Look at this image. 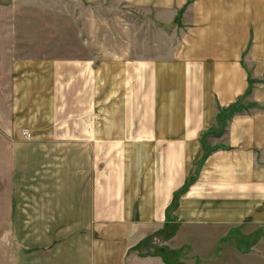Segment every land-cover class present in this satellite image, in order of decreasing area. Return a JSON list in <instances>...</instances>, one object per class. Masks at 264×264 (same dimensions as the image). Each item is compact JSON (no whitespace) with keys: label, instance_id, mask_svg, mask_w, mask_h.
<instances>
[{"label":"crops","instance_id":"0c3cea01","mask_svg":"<svg viewBox=\"0 0 264 264\" xmlns=\"http://www.w3.org/2000/svg\"><path fill=\"white\" fill-rule=\"evenodd\" d=\"M153 1L152 24L161 26L173 22L188 0H166V5ZM191 1L181 15L184 30L177 41H159L163 49L144 61L118 57L112 67H106L112 70L106 86L118 85L121 94L130 84L124 101L113 103L118 110H112L110 123L105 125L101 118L92 127L96 137L105 133L112 137L105 142L113 145V167L96 172L92 184L74 183L73 178L59 183L47 179L87 176V169L77 174L72 169L43 168L35 171L34 177H41L33 178L31 184L23 170V183L17 178L12 191L8 185L9 195L0 197V208L7 209L0 217L6 220L0 233L5 240L0 247L2 264H170L166 253L179 251L183 252L180 264H222L213 256L233 245L232 229L264 226V0ZM8 5V0H0V18L10 9ZM6 40L0 38V81L9 79L11 87L0 93L8 95L7 112L17 117L27 110L22 100L30 90L35 94L36 89L39 96L40 81L30 85L27 76L31 73L35 81L40 74L38 69H21L9 76L10 69L5 67L36 62L14 57ZM63 66V73H58L56 63L52 70L56 81L64 76L63 94L74 90L73 81L79 78L80 95L85 98L81 104H94L97 113H104L99 101L107 88L90 85L88 65L65 62ZM55 83L54 90H59ZM20 87L22 103L17 96ZM245 99L262 109L232 116L223 133L200 141V133L216 126L218 106ZM39 104L37 99V113ZM117 116L121 117L118 122ZM83 123L80 119L72 129L79 130L78 135L55 131L52 139L92 142ZM4 144L14 164V152L7 141ZM120 144L127 145V164L116 159L120 149L115 146ZM20 155L17 152L15 168L5 175L10 176L8 180L19 169ZM0 172L3 176L4 171ZM184 185H188L186 191L175 195ZM169 208L173 216H167ZM168 221L176 230L169 240L153 239L151 244L159 242L157 254L146 238L168 227ZM187 225L203 226L206 231L186 234ZM218 229L221 232H209ZM253 231L243 234V239L252 240ZM149 247L150 251L142 250ZM248 247L252 252L241 251V256L263 254L264 236ZM185 256L190 259L186 261Z\"/></svg>","mask_w":264,"mask_h":264},{"label":"rangeland","instance_id":"374dc122","mask_svg":"<svg viewBox=\"0 0 264 264\" xmlns=\"http://www.w3.org/2000/svg\"><path fill=\"white\" fill-rule=\"evenodd\" d=\"M152 2L155 1L8 0L10 9L3 12L0 18V29L1 27L3 29V32H0V38L3 40L7 39L9 53L14 57L18 56L19 59L22 57L25 61L32 60L36 63L30 62L22 65H13V68H5L10 69L9 76L17 71L20 72L21 69H24L23 72H32V70L38 69L40 79L37 80L35 76V81H33L32 75L29 73L30 75L27 76L29 80L27 79L26 81H29L30 85L36 83V86L38 85V81H40V91L38 96L36 89L34 90L35 94L30 90L27 99L23 98L22 101L27 110L19 112L20 117L13 116V113L7 112L8 105L5 104L9 102V97L6 94L2 95L0 93V109H2L0 110V120L2 121L1 116L4 118L2 121L4 125L0 127V137H8V140H0V171H4L3 176L0 174V197H7L9 195L7 191L8 185L11 187V191L15 190L17 178L20 182L24 180L20 176L23 170L29 174H26L25 177V180L29 184L32 183L33 178L39 179L41 177L36 176V174V177H34V173L38 169H72L75 173L78 172L77 174H82L88 170L87 176L73 175L70 177L58 175L46 178L57 183L64 182L63 180L69 182V179L73 178L74 183L92 184L96 172L113 167V145L105 142L112 137H109L110 135L108 136L107 133L96 137L92 133V127L93 123H96L99 119L101 120V118L104 119L105 125L110 123L114 118L112 110H118L113 107V103L118 104L124 101L126 89L130 87V84L121 89V94L119 93L118 85L112 87L109 86L110 83L106 86L105 82L112 79V70L108 68L106 70V67H112L114 59L116 60L118 57L124 60L144 61L146 56L149 57L151 54L160 52L163 49L159 41H177L182 36L184 30V26L180 21L181 15L192 1H186L184 6L178 10L173 22L168 24L160 23L163 27L152 24L151 12L154 11V6L151 5L153 4ZM160 3H165L166 5L167 1L160 0ZM37 61L40 62L39 68ZM65 62H77L88 65L89 79L87 80L90 82V85L93 88L106 86L105 95L99 101V110H102L104 107L106 110L104 113L100 111L97 113L94 104H90L87 106L88 108L86 105L81 104L85 98L80 95L81 85L79 78L73 81L74 90L69 91L66 95L63 94L64 90L61 84L65 83L64 76L62 75V79L59 78L56 81L55 77L52 76V70L53 63H56L58 73H63L65 71L63 66ZM122 79L124 80L125 77L123 76ZM54 82H56L55 85L59 86V90L58 87L54 90ZM9 83V79L0 81V89L8 90L11 87ZM21 87L18 89L17 94L20 97L19 103H22ZM251 87L252 84H249V89ZM56 91H58L57 96H55ZM114 93L115 96H113ZM37 99L40 102L38 113ZM253 104L255 103L245 99L238 101V105L231 109H228L229 107L221 108L218 106L216 116L214 117L216 126L214 125L210 129L211 133L209 130L200 133V141L213 134L223 133L225 123L229 120L230 115L243 114L244 112L260 108V106L254 107ZM117 115L119 116V113ZM120 118L117 119V122ZM80 119L88 127V131L85 133L92 142L88 144L61 143L52 139V136L57 134L55 131L60 132L59 134L71 135L72 132V136L78 135L79 130L73 131L72 129H75L73 128L75 127L74 125L80 122ZM22 129H28L33 139L29 141L22 140L19 137V130ZM120 135H123V133ZM6 141L9 149L14 152V164L16 163L17 152L23 154L22 156L20 155L23 160L20 163L19 169H14L12 180H8L10 176L9 178L5 176L7 172L11 173L13 168H15L13 161L9 162L7 158V148L6 144H4ZM206 143L208 145V139ZM126 146V144L115 146L117 149H120L119 152H116V159H119L120 164H127L128 155L125 150ZM81 169L83 171L80 172ZM17 171L19 173L18 177L16 175ZM172 209H168L167 216H173ZM6 212V206H2L0 208V217L1 215L5 216ZM0 223L1 233L3 230L2 223H6V220L2 219ZM172 223L168 221V227L165 226L161 231L151 233L146 238L147 246H155L154 251L157 254H160L159 248H156V246H159V242L157 241L163 240V238L164 240H169L175 233L176 225ZM252 230H254L253 239H243V234L249 233ZM205 231L206 227L203 226L195 227L187 225L184 229L186 234L189 232L198 233ZM215 231L221 232V229L209 230V232ZM222 231L224 230L222 229ZM231 232L235 233L234 239L231 241L233 245H230L229 248L227 247L224 250L226 252H223L222 249L217 250L216 255L213 256L217 262L222 264H225L224 262L226 264H264V247L260 249V252L263 254L240 255L244 251L252 252L248 246L258 236H264V226H236ZM154 238L157 241L155 244H151ZM4 241V238L0 236V247L4 244ZM220 242H222L221 244L228 243L229 240ZM142 250L150 251V247ZM180 253L183 254L181 251L174 255L166 253L167 256L169 255L168 260H170V264L181 263ZM189 259L190 257L185 256L186 261ZM189 263L194 262L189 261ZM0 264H2L1 252Z\"/></svg>","mask_w":264,"mask_h":264},{"label":"trees","instance_id":"16d2710c","mask_svg":"<svg viewBox=\"0 0 264 264\" xmlns=\"http://www.w3.org/2000/svg\"><path fill=\"white\" fill-rule=\"evenodd\" d=\"M250 84H253L252 81H250ZM237 105H238V102H237L236 104H233V105L229 106L228 109H231V108H233V107H235V106H237ZM253 106H254V107H257L258 105L253 104ZM232 116H233V114L230 115V118H231ZM230 118H229V119H230ZM187 187H188V185H184L182 188H180L179 190L176 191L175 195L183 194V193L186 191Z\"/></svg>","mask_w":264,"mask_h":264},{"label":"built area","instance_id":"2783aa9c","mask_svg":"<svg viewBox=\"0 0 264 264\" xmlns=\"http://www.w3.org/2000/svg\"><path fill=\"white\" fill-rule=\"evenodd\" d=\"M20 135L22 136V138H23L24 140L29 141V140L32 139V136H31V134H30V132H29L28 129H22V130L20 131Z\"/></svg>","mask_w":264,"mask_h":264}]
</instances>
